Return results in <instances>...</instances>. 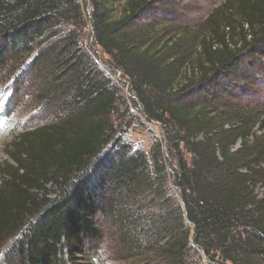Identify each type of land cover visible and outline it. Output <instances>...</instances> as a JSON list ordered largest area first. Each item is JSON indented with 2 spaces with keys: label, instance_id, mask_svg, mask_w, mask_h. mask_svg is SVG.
I'll use <instances>...</instances> for the list:
<instances>
[{
  "label": "trees",
  "instance_id": "16d2710c",
  "mask_svg": "<svg viewBox=\"0 0 264 264\" xmlns=\"http://www.w3.org/2000/svg\"><path fill=\"white\" fill-rule=\"evenodd\" d=\"M160 1L0 0L9 102L18 80L51 114L0 165L8 264H99L100 244L126 264H264V105L226 83L264 56V0L186 25L144 15ZM86 10L93 44L161 128L145 148L113 121L123 94L85 45Z\"/></svg>",
  "mask_w": 264,
  "mask_h": 264
},
{
  "label": "rangeland",
  "instance_id": "374dc122",
  "mask_svg": "<svg viewBox=\"0 0 264 264\" xmlns=\"http://www.w3.org/2000/svg\"><path fill=\"white\" fill-rule=\"evenodd\" d=\"M225 0H161L159 3L152 4L144 15L150 19L163 23H172V25L194 24L202 21L210 11L220 5ZM117 6H119L117 4ZM118 9L115 10L116 13ZM88 10H86V27L85 45L95 56L98 66L105 70L106 74L119 87V91L123 94V102L118 105L117 111L113 114V121L117 129L122 128L124 136L128 138L134 145H141L144 148L151 141L152 134H161V128L154 122H148L141 113V108L137 98L132 94L130 84L124 78L120 71L114 70L108 64V57L100 48L96 47L92 41V30L89 22ZM252 58L245 57L244 64L250 62ZM245 79L235 80L231 77V81H226L229 86H237L236 94L233 99H240L248 106L264 105V56H258L253 59L251 66L245 73ZM19 79L30 82V79L24 78L19 73ZM17 84V92L13 102H9L12 92L13 79H7L3 73H0V165L9 160L7 150L10 142L24 128L38 125L51 119L50 110L32 107L29 88L26 83ZM119 93V94H120ZM122 96V95H121ZM49 119V120H50ZM119 128V129H120ZM259 133V130L257 131ZM239 146L236 143L233 149ZM256 192L261 196L263 187L257 185ZM7 247L0 250V264H8L6 259ZM95 257L99 264H126L116 260L107 250V246L100 244ZM201 264H207V260L203 255ZM228 264V263H227Z\"/></svg>",
  "mask_w": 264,
  "mask_h": 264
},
{
  "label": "water",
  "instance_id": "95a60500",
  "mask_svg": "<svg viewBox=\"0 0 264 264\" xmlns=\"http://www.w3.org/2000/svg\"><path fill=\"white\" fill-rule=\"evenodd\" d=\"M205 257V256H204Z\"/></svg>",
  "mask_w": 264,
  "mask_h": 264
}]
</instances>
